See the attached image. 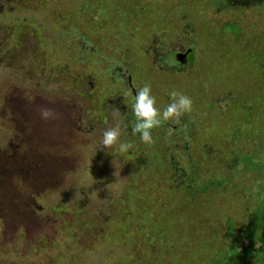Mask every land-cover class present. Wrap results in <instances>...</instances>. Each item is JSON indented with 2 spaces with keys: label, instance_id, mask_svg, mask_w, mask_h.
<instances>
[{
  "label": "rangeland",
  "instance_id": "374dc122",
  "mask_svg": "<svg viewBox=\"0 0 264 264\" xmlns=\"http://www.w3.org/2000/svg\"><path fill=\"white\" fill-rule=\"evenodd\" d=\"M130 80L193 109L145 144ZM262 158L264 0H0V264H264Z\"/></svg>",
  "mask_w": 264,
  "mask_h": 264
},
{
  "label": "clouds",
  "instance_id": "9594fccd",
  "mask_svg": "<svg viewBox=\"0 0 264 264\" xmlns=\"http://www.w3.org/2000/svg\"><path fill=\"white\" fill-rule=\"evenodd\" d=\"M55 87V86H53ZM171 102L163 109L157 107V99L152 93L150 84H144L139 88L135 95V102L132 105V112L136 123L132 128L133 134H140V139L145 144H153L155 140L152 136V130L162 125L164 121L177 119L185 113H190L193 109L191 97L184 93L173 90L170 92ZM119 114V109H113V118ZM41 118L47 122L57 123L60 116L51 109L41 110ZM121 132L118 128H108L103 132L101 144L109 149L118 146L121 153L127 152L133 147V144L121 141Z\"/></svg>",
  "mask_w": 264,
  "mask_h": 264
},
{
  "label": "trees",
  "instance_id": "16d2710c",
  "mask_svg": "<svg viewBox=\"0 0 264 264\" xmlns=\"http://www.w3.org/2000/svg\"><path fill=\"white\" fill-rule=\"evenodd\" d=\"M115 24H117V23H115ZM84 43V42H83ZM130 85H131V87H133V85H132V83H131V80H130ZM133 89V92H134V96L136 95V90H135V88L133 87L132 88ZM137 90H138V87H137ZM263 159V158H262ZM264 160V159H263ZM263 164V163H262ZM188 189H189V186L187 187ZM190 192V191H189ZM84 211V210H83ZM106 214H109V213H106ZM262 215L264 216V211H263V213H262ZM107 216H105V217H102V215L101 216H90V217H84L86 220L85 221H91L92 220V223H102L101 221H105V218H106ZM255 226H258V224H255ZM251 230H253L255 233L256 232H258V230H256V229H251ZM236 237L237 236H233V240L232 241H234L233 242V244H235V245H237V247H238V249H241V251H247L248 249H250V244L252 243V242H254V240H255V236H250L249 238H247V239H244V237H242V236H240V239H236ZM254 237V238H253ZM243 238V239H242ZM245 240V241H244ZM248 241V242H247ZM185 249V251H186V249H187V247L186 246H184V247H179V248H177V250H178V252H182L184 255L186 254V253H184V250ZM248 257H247V255L245 256V258L243 259V260H245V259H247ZM250 259V258H249ZM188 260V259H187ZM187 260H185L184 261V263L183 264H185L186 263V261ZM221 260H223V259H216L213 263H211V264H217L218 262H220Z\"/></svg>",
  "mask_w": 264,
  "mask_h": 264
},
{
  "label": "flooded vegetation",
  "instance_id": "af4514ba",
  "mask_svg": "<svg viewBox=\"0 0 264 264\" xmlns=\"http://www.w3.org/2000/svg\"><path fill=\"white\" fill-rule=\"evenodd\" d=\"M185 53H186V55H185V63H184V65L183 64H181V63H179L181 66L180 67H184L185 65H187V64H189V56H190V54H191V49H186L185 51H184ZM176 57V56H175ZM179 67V68H180ZM133 94H134V92H133ZM135 99V98H134Z\"/></svg>",
  "mask_w": 264,
  "mask_h": 264
},
{
  "label": "water",
  "instance_id": "95a60500",
  "mask_svg": "<svg viewBox=\"0 0 264 264\" xmlns=\"http://www.w3.org/2000/svg\"><path fill=\"white\" fill-rule=\"evenodd\" d=\"M185 55H186V53L185 52H180V53H177L176 54V59H177V61L179 62V63H181V64H184L185 63Z\"/></svg>",
  "mask_w": 264,
  "mask_h": 264
}]
</instances>
